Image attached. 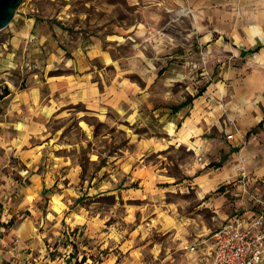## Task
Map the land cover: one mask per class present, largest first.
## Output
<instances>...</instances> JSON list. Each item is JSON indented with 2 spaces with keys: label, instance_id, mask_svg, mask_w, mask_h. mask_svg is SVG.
Segmentation results:
<instances>
[{
  "label": "rangeland",
  "instance_id": "rangeland-1",
  "mask_svg": "<svg viewBox=\"0 0 264 264\" xmlns=\"http://www.w3.org/2000/svg\"><path fill=\"white\" fill-rule=\"evenodd\" d=\"M204 25L215 23L205 19ZM258 44V51L242 55L249 46L229 34L203 36L182 0H23L0 31V94L8 86L34 87L43 98L54 95V75L75 71L65 58L92 46L105 55L104 65L91 61L97 67L92 78L103 90L125 95L99 116L83 103L51 115L45 130L33 136L49 142L41 161L23 168L14 158L2 169L10 174L14 193L33 183L38 189L30 199L37 198L40 216L48 214L37 224L47 244L62 250L74 238L78 251H88L90 264H101L108 254L120 264H210L187 246L197 238L210 241L236 212L264 211V180L243 186L237 178L225 183V194L223 189L206 196L208 202L223 194L218 205H199L188 168H200L206 157V169L215 170L224 149L215 153L206 144L196 153L178 143L179 132L190 117L186 125L194 122V139H216L229 147L227 131L237 124L245 129L238 148L251 133L264 132L262 124L252 126L264 118V44L254 47ZM206 85L193 104L172 111ZM9 105L10 99L0 98L1 117ZM4 128L1 124L0 133ZM147 138L168 147L145 152L140 163L136 141ZM33 172L45 180H29ZM166 187L173 191L157 197V189ZM110 190L115 198H94Z\"/></svg>",
  "mask_w": 264,
  "mask_h": 264
},
{
  "label": "crops",
  "instance_id": "crops-1",
  "mask_svg": "<svg viewBox=\"0 0 264 264\" xmlns=\"http://www.w3.org/2000/svg\"><path fill=\"white\" fill-rule=\"evenodd\" d=\"M182 1L195 14L197 30L203 36L207 37L215 33L220 35L229 34L232 36L233 42L239 39L249 46L241 51V53L247 52L243 55L252 53L248 50L260 46L258 44L254 47L258 42L264 44V0ZM233 4L246 7L240 11L232 10L231 6ZM205 19L212 20L215 25L205 26ZM39 37L44 38L45 35L39 33ZM206 39L208 40V38ZM97 51L89 46L86 53H77L74 57L65 58V65L68 67L74 66L75 71L54 75L51 85L54 93L52 96L48 94L43 98L41 93L33 87L30 91L10 89V93L3 97L5 100L10 99V105L4 118L0 114V125L2 124L5 127V133H0V264H90L88 262V251H78L79 244L74 238H70V245L62 250L60 248H55L57 249L55 250L49 243L47 244L46 241L49 240L45 238L44 234L41 235L37 224L40 220L41 223L48 220V214L40 216L38 207L35 205L37 198L30 199L38 189L32 188V186L34 187L33 183V185L22 186L14 193L13 190L9 189L12 181L10 174L2 173V169L9 166L10 161L14 158L24 163L25 167L23 168H26L29 163L36 164L41 161L45 153L43 149L49 142L47 140L33 141V136L35 133L45 130L46 122L51 115L60 113L63 110H72V106L83 103L87 110H92L99 116L107 106H118L121 99L125 98L123 92L110 90L108 87L103 90L99 83L92 78L90 73L96 71L97 67L91 61L96 60L103 65L105 61L104 51L100 53ZM204 92L195 97L188 105L193 104L196 99L202 97ZM188 105L183 106L174 113L180 112ZM262 105L264 107V102H262ZM185 118L190 120V117ZM186 120L179 132V144L186 145L189 150L196 149V153L197 149L203 150L206 144L212 145L215 148V153L224 149V155L218 162H221V165L217 166L215 170L206 169L208 164L206 157L200 163V168L194 165L188 168L191 183L197 186L201 199L199 205L211 202L218 205L221 200L220 196L228 192V189L221 191L223 194L218 197L210 196L208 202L206 196L218 190L220 186H226L225 183L234 181L237 178H240L238 180L239 184L243 186L252 185L261 179L264 180V132L261 134L258 132L251 133L244 142L243 147L238 148L240 143L242 144L245 129L243 133V129L235 124L227 131L228 134H234V139L230 140L232 144L228 147L227 144L216 139H194L192 136L195 133L191 132V124L194 122L188 124L187 121L186 125ZM258 124H262L264 127L263 116H260L252 126ZM183 128L186 132L181 134ZM168 133L172 134L170 131ZM136 146L141 152L137 155V159H141L140 163L144 161L142 156L145 155V152H160L168 147V145L159 143L158 140L152 138L138 139ZM125 163L131 164V160L125 158ZM201 169L203 171L199 172ZM37 178L40 181L45 180L41 173L33 172L29 176V180H36ZM165 183L171 182L167 181ZM157 191L155 192L157 197H162V191L172 192L173 190L166 187L165 190L157 189ZM114 192V190L103 191L98 196ZM246 212L252 214L257 211L248 209ZM157 217L158 220L163 222L160 219L161 217L158 215ZM157 217L155 215L154 218ZM158 227L160 230L163 229L162 225H158ZM195 243L199 244L198 250L191 252H200L204 256L212 248V237L210 241L197 238L191 244ZM83 249H87V245ZM84 256H86V260L82 261ZM102 259L101 264H120L117 259L114 262L111 261L109 254L106 257L103 256Z\"/></svg>",
  "mask_w": 264,
  "mask_h": 264
},
{
  "label": "built area",
  "instance_id": "built-area-1",
  "mask_svg": "<svg viewBox=\"0 0 264 264\" xmlns=\"http://www.w3.org/2000/svg\"><path fill=\"white\" fill-rule=\"evenodd\" d=\"M234 139V134H228ZM199 244H190L197 251ZM210 264H264V211L236 212L212 235Z\"/></svg>",
  "mask_w": 264,
  "mask_h": 264
},
{
  "label": "trees",
  "instance_id": "trees-1",
  "mask_svg": "<svg viewBox=\"0 0 264 264\" xmlns=\"http://www.w3.org/2000/svg\"><path fill=\"white\" fill-rule=\"evenodd\" d=\"M59 23H61V22H59ZM60 25H62V24H60ZM62 27H64V26H62ZM260 49V46H257V47H255V48H253V49H251V50H248V52H252V53H254V52H256V51H258ZM245 53H247V52H242V55L243 54H245ZM205 89H206V86H204V87H202L195 95H189L188 97H187V99L186 100H184L183 102H181L180 104H178V105H174V106H172V111L173 112H177V111H179L183 106H185V105H188L189 103H191L192 102V100L195 98V97H197V96H199V95H201L204 91H205ZM10 88L8 87V86H5L4 88H3V91H2V93L0 94V98H3V97H5L6 95H8L9 93H10ZM83 165V171H85L86 170V168H85V165L84 164H82ZM217 166H219V165H221V162L220 163H217L216 164ZM224 187H225V185H222V186H220L219 188H218V191L219 190H223L224 189ZM108 198V197H113V198H115V196H113V194H111V195H101V196H95L94 198H97L98 200H100L101 198ZM80 199H83V198H79L78 200H80ZM77 200V201H78ZM86 260V256H84L83 257V259H82V261H85Z\"/></svg>",
  "mask_w": 264,
  "mask_h": 264
},
{
  "label": "water",
  "instance_id": "water-1",
  "mask_svg": "<svg viewBox=\"0 0 264 264\" xmlns=\"http://www.w3.org/2000/svg\"><path fill=\"white\" fill-rule=\"evenodd\" d=\"M23 0H0V31L14 18Z\"/></svg>",
  "mask_w": 264,
  "mask_h": 264
},
{
  "label": "bare ground",
  "instance_id": "bare-ground-1",
  "mask_svg": "<svg viewBox=\"0 0 264 264\" xmlns=\"http://www.w3.org/2000/svg\"><path fill=\"white\" fill-rule=\"evenodd\" d=\"M186 128V127H185ZM185 128H183V130L181 131V134H183V133H185L186 131H185ZM174 131V129H173V127L172 128H170V132H173ZM183 132V133H182Z\"/></svg>",
  "mask_w": 264,
  "mask_h": 264
}]
</instances>
